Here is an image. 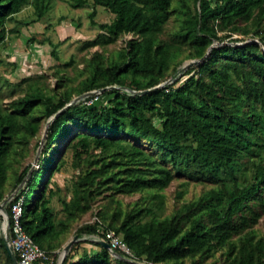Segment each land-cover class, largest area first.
<instances>
[{
    "label": "trees",
    "instance_id": "obj_1",
    "mask_svg": "<svg viewBox=\"0 0 264 264\" xmlns=\"http://www.w3.org/2000/svg\"><path fill=\"white\" fill-rule=\"evenodd\" d=\"M92 1L113 18L109 23L92 20L100 32L84 47L104 48L131 34L126 46L108 57L95 52L78 87L48 92L32 86L0 107V201L11 155L24 149L42 119L54 117L42 166L30 175L25 167L17 175L12 189L25 180L24 185L4 210L10 222L11 206L21 200V225L48 255L33 264H58L56 249L103 190L146 193L147 203L123 209L111 198L116 207H102L96 213L101 224L79 228L78 237L104 238L113 230L136 260L147 264H264V234L252 228L260 216L255 205L264 208V0ZM27 3L37 19L51 6L50 0H0V45L11 31L7 21ZM69 3L77 8L85 0ZM171 15L177 28L162 38ZM187 59L200 62L182 71ZM169 79L171 83L143 95L132 93ZM110 86L115 88L105 89L91 105L84 103L90 97L71 103L74 94ZM102 96L107 100L102 102ZM61 147L77 163L93 147L99 154L73 182L70 197L60 199L64 217L56 220L51 205L55 191L48 185L62 167L63 155L52 157L49 150L60 154ZM179 177L211 187L161 215L162 191ZM86 242L99 250L69 261L72 247L63 264H135L118 250L113 256L91 238ZM221 249L220 263L208 261ZM0 264H14L1 234Z\"/></svg>",
    "mask_w": 264,
    "mask_h": 264
},
{
    "label": "rangeland",
    "instance_id": "obj_2",
    "mask_svg": "<svg viewBox=\"0 0 264 264\" xmlns=\"http://www.w3.org/2000/svg\"><path fill=\"white\" fill-rule=\"evenodd\" d=\"M69 2L70 0H50V8L40 19H37L33 5L27 3L13 16V19L7 21L6 28L11 31H8L7 38L0 45L1 108L7 106L12 100L23 96L32 86H40L48 92H61L66 88L78 87L88 74L85 69L86 62L95 52H101L107 57L113 56L118 50L125 47L127 41L132 38L131 34L125 35L104 48L99 46L84 47L86 41L94 39L100 32L97 25L92 24L91 21L109 23L113 14L102 6H95L92 0H85L84 6L77 8L72 7ZM93 11L95 13L91 16ZM175 18V15L170 16L161 35L162 38L168 39L176 30ZM190 61L192 60H185L183 65ZM180 77L181 75L178 74L175 79ZM78 96L81 95L74 94V98ZM99 99L102 102L107 100L106 96ZM47 122L42 119L36 135L29 140L24 149L18 151L17 155H11L12 167L8 171L7 183L3 188V199L0 202L15 194L21 183L13 190L14 181L25 167H28L31 173L34 169H38L40 164L42 166L41 159L44 158L42 151L46 141ZM56 147L60 148V144L58 143ZM49 151L52 157L63 155V165L59 171L50 176L48 185L55 191L51 205L55 210L56 220H58L64 217L60 199L70 197L73 182L85 173L88 168V161L98 156L99 149L93 147L89 153L82 155L79 163L70 150L64 151L61 147L60 154L54 149ZM210 187L211 185L206 182L185 180L180 177L174 178L162 191L164 204L161 215H169L183 204L198 199ZM145 195L146 193L132 195L115 193L112 195V190L101 191L94 198L92 208L73 222V226H70L67 238L56 249L59 255L58 260L63 247L75 236L76 240L72 245L73 250L69 252V261L79 259L84 251L94 254L99 250L96 245L86 242V239H92V236L78 237L76 230L85 225L93 224L97 211L102 207L108 206L112 209L116 207L115 203H109L111 198L119 200L123 209H129L136 202H145L146 204ZM255 210L260 213V216L252 228L257 234H264V208L255 205ZM0 216V234L2 235L4 225L9 224V218L4 211ZM222 252V249L217 251L208 261L216 260L220 263L224 258ZM140 263L145 264L144 262ZM111 264L114 263L111 262Z\"/></svg>",
    "mask_w": 264,
    "mask_h": 264
},
{
    "label": "built area",
    "instance_id": "obj_3",
    "mask_svg": "<svg viewBox=\"0 0 264 264\" xmlns=\"http://www.w3.org/2000/svg\"><path fill=\"white\" fill-rule=\"evenodd\" d=\"M98 97L99 94L92 96L90 99L85 100L84 103L91 105L93 102L98 100ZM13 197L14 196L11 197L10 201L13 199ZM21 215L22 207L21 200H19L11 206V221L9 222L11 245L17 256L18 263L33 264L37 260L48 259L46 251L39 248L23 229L20 222ZM94 221L101 224V220L97 216L94 217ZM92 237V239H103L107 241L113 250H118L128 259L137 261L131 249L123 242L122 238L116 234L115 231L109 230L105 232L104 238L98 236Z\"/></svg>",
    "mask_w": 264,
    "mask_h": 264
},
{
    "label": "water",
    "instance_id": "obj_4",
    "mask_svg": "<svg viewBox=\"0 0 264 264\" xmlns=\"http://www.w3.org/2000/svg\"><path fill=\"white\" fill-rule=\"evenodd\" d=\"M200 62V60H192L190 62H187L185 63L182 67H181V70L182 71H185L188 67L194 65V64H198ZM172 82V79H169L168 81L162 83V84H159L153 88H150V89H146V90H141V91H132L133 94H136V95H143L149 91H152L156 88H160L162 86H164L165 84H168V83H171ZM110 88H115V86H110V87H106V88H103V89H99V90H93V91H89V92H86L84 93L83 95L81 96H78L76 98H74L72 100L71 103H77L79 101H81L82 99L86 98V97H92V96H95L97 94H101L105 89H110ZM71 103L67 104V106H69ZM66 106V107H67ZM54 117H52L48 122H47V128H46V133L48 131V127L49 125L51 124V122L53 121ZM28 175H30V171L28 173ZM25 180L21 183V185L16 189V192L23 186ZM15 192V193H16ZM14 196V194H12L8 199L4 200L3 202H0V214L2 213V211L5 210V206L6 204L10 201L11 197ZM5 212V211H4ZM1 239L5 245V248L6 250L8 251L9 255H10V258L12 259L13 263L14 264H19L18 263V259H17V256L13 250V247L11 245V240H10V226L9 224H5L4 227H3V234L1 235ZM76 240V236L70 240L64 247H63V250H62V253H61V256H60V260L58 262V264H63V261H64V258L66 256V254L69 252V250L71 249L74 241ZM93 241H95L97 244L101 245L102 247H105L106 249H108L111 254L113 256H117V254L114 252V250L110 247L109 243L103 239H92ZM124 260L128 261V262H132V263H135V264H142V263H139L137 261H132L126 257H122Z\"/></svg>",
    "mask_w": 264,
    "mask_h": 264
}]
</instances>
